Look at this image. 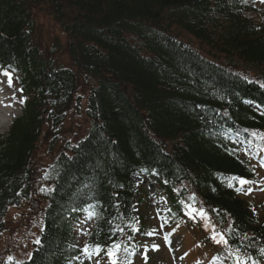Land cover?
Masks as SVG:
<instances>
[{"label":"trees","instance_id":"trees-1","mask_svg":"<svg viewBox=\"0 0 264 264\" xmlns=\"http://www.w3.org/2000/svg\"><path fill=\"white\" fill-rule=\"evenodd\" d=\"M45 1L0 0V67L12 69L23 90L22 114L0 134V221L37 196L33 155L42 137L48 157L39 180L43 226L18 264H75L83 248L74 227L86 209L94 217L84 245L141 254L147 221L133 210L143 212L146 196L132 176L152 172L163 179L171 222L188 229L182 244L199 247L189 260L264 264V216L233 179L258 175L236 138L264 155V7L255 0H48L69 38L67 66L34 42L33 8ZM82 113L87 132L73 140L76 128L67 135L66 122ZM192 208L203 210L210 229Z\"/></svg>","mask_w":264,"mask_h":264},{"label":"rangeland","instance_id":"rangeland-1","mask_svg":"<svg viewBox=\"0 0 264 264\" xmlns=\"http://www.w3.org/2000/svg\"><path fill=\"white\" fill-rule=\"evenodd\" d=\"M258 5L264 7V0H255ZM67 12V9H65ZM33 14L36 18L37 31L35 35L34 42L39 45L44 55L48 58H54L57 63L63 65H71V57L68 51L69 38L62 30L59 22L54 17L53 5L46 0L44 3L35 6L33 8ZM174 31H176L174 29ZM178 32V31H177ZM181 38L190 42L195 48H197L202 54L206 53L208 48L202 44H199L198 40L193 38L191 35L183 33ZM75 71L79 75V88L77 95H79L85 104L86 97V86L84 78L78 67H74ZM10 81L11 85L15 82ZM14 87L7 91V95L11 97L7 103L10 102L12 115H19L21 111L18 106L20 102L17 99L19 95ZM16 98V99H14ZM83 108H85L83 106ZM6 112V109H4ZM0 113H3L2 111ZM5 114V113H4ZM13 119V118H12ZM70 122H66L68 133L70 135L71 130L76 128V134L72 138L77 139L86 135L87 125L85 122L84 114L75 115L73 119L70 118ZM45 130L47 127H44ZM8 129V124L3 121L0 122V133L6 132ZM46 139L45 137L41 139L38 144L37 151L33 155V160L35 163V176L33 179V186H36V195H32L28 200L22 202L18 206H12L9 208L5 218L0 221L2 228L0 229V264H18L31 255L32 244L38 239V232L43 226V210L46 203L44 199L40 198L41 191L46 188V185L40 182L41 170L44 168L45 164L48 162L47 150L45 149ZM264 162V160H262ZM263 175L259 183L252 184L249 187L248 193L244 195L245 199L248 200L260 213L264 216V170L261 169ZM39 181V182H38ZM140 182V181H139ZM149 181L139 185L146 189V193L150 196L147 201L148 207L144 210V215L147 217V222L151 232L148 234V243L146 245V250L144 256L135 261L134 264H183L175 257L172 248L165 244L163 238L164 224L167 222V218L163 214L162 208L165 205L164 201H158L153 198V193H155L156 187L148 186ZM152 187V188H151ZM197 210V209H196ZM135 215L138 216L137 209L135 210ZM171 233L169 238L171 241H175L179 235H182L183 231L177 225L170 226ZM86 229V228H85ZM77 230V228H76ZM196 237L200 238L201 233L197 231ZM83 234L80 233L79 241H83ZM153 245H158L159 247H153ZM206 247H210L208 244ZM9 257L13 259L9 260ZM111 255L105 254L101 255L98 252L94 255L96 262H91L89 264H122L121 262L114 261L111 259ZM90 259V257H89ZM194 261V260H193ZM243 264H253L252 261L242 260ZM131 260H127L126 263L129 264ZM82 263V261H80ZM79 263V264H80ZM213 262H197L194 261L192 264H211Z\"/></svg>","mask_w":264,"mask_h":264},{"label":"snow or ice","instance_id":"snow-or-ice-1","mask_svg":"<svg viewBox=\"0 0 264 264\" xmlns=\"http://www.w3.org/2000/svg\"><path fill=\"white\" fill-rule=\"evenodd\" d=\"M9 82H10V80H9ZM254 135H255V133H254ZM262 138H264V137H262ZM233 179H236V180H238V182L243 186L244 184H247V183H249V181H247V180H245V179H243V178H240V177H234ZM232 185L231 184H229V187H231ZM238 190H240V189H238ZM193 211H197L196 209H193ZM200 211V214L201 215H204V213H203V210H199ZM221 239L223 240V235L221 234ZM224 243H227V241L226 240H224L223 241ZM116 247L117 248H119L120 246L119 245H116ZM153 247H159L158 245H153ZM85 252H87V247L85 248ZM109 255H113V253H111V252H109ZM11 259H13L12 257H9V260H11ZM237 260H238V264H243V262L241 261V259H240V257H237ZM253 264H255V262H253Z\"/></svg>","mask_w":264,"mask_h":264},{"label":"bare ground","instance_id":"bare-ground-1","mask_svg":"<svg viewBox=\"0 0 264 264\" xmlns=\"http://www.w3.org/2000/svg\"><path fill=\"white\" fill-rule=\"evenodd\" d=\"M0 105L1 106H6V103H5V98H4V94L3 93H0ZM5 112H3V113H0V122H2L3 121V119L2 118H5V115L6 114H4ZM6 122V121H5Z\"/></svg>","mask_w":264,"mask_h":264}]
</instances>
